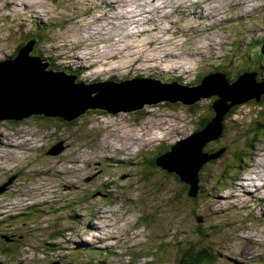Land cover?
<instances>
[{"label":"rangeland","instance_id":"obj_1","mask_svg":"<svg viewBox=\"0 0 264 264\" xmlns=\"http://www.w3.org/2000/svg\"><path fill=\"white\" fill-rule=\"evenodd\" d=\"M112 1L0 0V61L34 39L30 55L78 82L193 85L250 71L259 45L264 79V0ZM214 98L195 101L194 115L192 105L163 100L115 114L88 109L70 124L0 120V264H178L190 246L193 256L209 248V264H264V95L234 108L204 144L208 154L224 149L200 167L194 199L154 162L214 116Z\"/></svg>","mask_w":264,"mask_h":264},{"label":"water","instance_id":"obj_2","mask_svg":"<svg viewBox=\"0 0 264 264\" xmlns=\"http://www.w3.org/2000/svg\"><path fill=\"white\" fill-rule=\"evenodd\" d=\"M29 40L17 55L0 62V120H21L33 115L59 117L72 121L88 109H103L115 114L140 110L158 102L194 104L205 97L215 96L211 103L214 116L199 130L177 141L170 149L156 157L155 163L190 185L189 194L197 191L198 172L210 158L219 156L223 149L208 154L206 142L219 138L224 129V117L230 108L250 99L259 100L264 93V82L255 79L256 73L244 72L230 81L225 73H209L194 85L178 81H161L153 77H132L122 81L105 80L93 83L75 81L76 75L48 69V61L30 55ZM60 142L48 153H57ZM5 184L0 186V192ZM200 250L184 264H208L209 256ZM186 261L180 259V262Z\"/></svg>","mask_w":264,"mask_h":264},{"label":"trees","instance_id":"obj_3","mask_svg":"<svg viewBox=\"0 0 264 264\" xmlns=\"http://www.w3.org/2000/svg\"><path fill=\"white\" fill-rule=\"evenodd\" d=\"M20 46H22V45H19L18 46V48H20ZM250 46H253V45H249L248 46V48L250 47ZM258 46V48H257V50H253V54H254V57H251L250 58V60H248L249 62V67H247V68H250L251 70H255L256 72H258L259 73V68L261 67L260 66V63H261V61H260V58L261 57H263V53H261V49H260V46L259 45H257ZM18 51H14L8 58H10V57H13L16 53H17ZM38 55H41V54H38ZM43 57V56H42ZM257 57V58H256ZM256 58V59H255ZM242 63V62H241ZM217 69H223L222 67H218ZM200 76L196 79V81L197 80H200ZM236 107V106H235ZM235 107H233L230 111H229V113L227 114V115H230L231 114V112L233 111V109L235 108ZM187 110H188V113L189 114H195V113H199L200 112V110L198 109V105L196 104V105H192V106H188V108H187ZM38 118L40 117V116H37ZM42 118V117H41ZM59 120H61L63 123H65V124H70L71 122H65V121H63V119H61V118H59V117H57ZM208 119L209 118H205V119H203V120H201L200 121V127L201 126H203L207 121H208ZM198 126V128H200ZM60 127H62V126H60ZM225 149H226V147H225ZM185 188L187 189L188 188V186H187V184H185ZM187 191H188V189H187ZM177 195V197H179L180 195L179 194H176ZM175 195V196H176ZM7 249H8V251L7 252H5V253H9V250H10V247H6ZM6 248H2L3 250H5ZM216 255V254H215ZM216 257H217V255H216ZM215 257V258H216Z\"/></svg>","mask_w":264,"mask_h":264},{"label":"bare ground","instance_id":"obj_4","mask_svg":"<svg viewBox=\"0 0 264 264\" xmlns=\"http://www.w3.org/2000/svg\"><path fill=\"white\" fill-rule=\"evenodd\" d=\"M115 1H116V0H115ZM115 1H114V0L112 1V3H111L112 6H113V4L115 3ZM131 1H134V0H131ZM131 1H130V2H131ZM113 2H114V3H113ZM117 6H118V5H117ZM113 7L116 8L115 6H113ZM155 7H156V6H152V8H155ZM131 10H132V9H131ZM131 10H130V11H131ZM125 12H127V10H125V11L123 12V16H126L125 14H127V13H125ZM191 12H192V11H191ZM124 13H125V14H124ZM130 13H131V14H135L136 12H135V11H132V12H130ZM42 59H43V58H42ZM0 62H1V61H0ZM53 70H54V69H53ZM54 71H55V70H54ZM259 98H260V97H259ZM11 145H12V144H11ZM212 153H213V152H212ZM250 176H251V175H250ZM263 176H264V175H263ZM263 176H262V178H264ZM255 189H257L258 191L260 190V189H258V187H255ZM244 192H245V191H244ZM261 199L264 200V196H262ZM258 200H259V199H258ZM205 256H206V255H205ZM234 262H235V261H234Z\"/></svg>","mask_w":264,"mask_h":264},{"label":"flooded vegetation","instance_id":"obj_5","mask_svg":"<svg viewBox=\"0 0 264 264\" xmlns=\"http://www.w3.org/2000/svg\"><path fill=\"white\" fill-rule=\"evenodd\" d=\"M216 151H217V150H216ZM206 152H208V150H206ZM210 152L212 153V152H215V151L210 150Z\"/></svg>","mask_w":264,"mask_h":264}]
</instances>
